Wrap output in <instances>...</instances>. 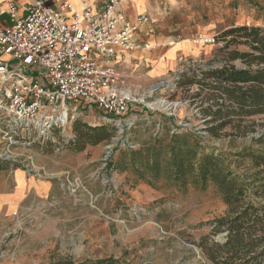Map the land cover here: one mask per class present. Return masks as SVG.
<instances>
[{"label": "rangeland", "instance_id": "1", "mask_svg": "<svg viewBox=\"0 0 264 264\" xmlns=\"http://www.w3.org/2000/svg\"><path fill=\"white\" fill-rule=\"evenodd\" d=\"M252 6L255 21H264V0H255ZM222 44H206L212 47L206 57L181 61L162 78L124 69L120 87L130 91L135 101L122 116L66 104L54 111L58 120L52 127L39 130L36 143L0 150V183L19 170L38 184L35 191L25 192L17 206L0 207V264L107 257L121 264H213L208 248L213 241L223 242L225 235L213 233L214 220L229 211L216 189L188 186L183 190L163 179L148 184L131 168L121 166L127 163V150L139 148L156 133L188 128L200 132L207 147L237 159L231 169L252 179L250 161L234 153L264 133V113L229 117L232 122L221 127L215 138L204 130L219 122L206 123L210 117L203 115L202 109L212 102L210 90L198 83L176 86L173 91L167 86L178 70L177 75L192 68L198 79L202 70L220 67L222 53L217 50ZM236 48L248 50L244 45ZM231 64L246 67L241 60ZM75 121L92 127L111 125L113 134L78 151L70 144ZM113 163L115 167L110 166ZM256 187L251 183L244 201L264 202Z\"/></svg>", "mask_w": 264, "mask_h": 264}, {"label": "built area", "instance_id": "2", "mask_svg": "<svg viewBox=\"0 0 264 264\" xmlns=\"http://www.w3.org/2000/svg\"><path fill=\"white\" fill-rule=\"evenodd\" d=\"M122 1L75 9L67 0L56 6L33 0L20 15L16 0H10L0 10L8 16V25L0 27V150L36 143L39 130L58 120L59 106L94 107L112 117L127 112L135 98L120 87L122 73L114 59L159 44L137 38L140 28L154 21L143 14L129 21L119 9ZM217 35L197 34L191 42L213 44ZM173 43L170 39L162 46ZM174 80L169 90L176 87Z\"/></svg>", "mask_w": 264, "mask_h": 264}, {"label": "trees", "instance_id": "3", "mask_svg": "<svg viewBox=\"0 0 264 264\" xmlns=\"http://www.w3.org/2000/svg\"><path fill=\"white\" fill-rule=\"evenodd\" d=\"M216 41L223 43L217 50L222 53L220 67L202 70L198 79L194 70L187 68L174 82L177 87L198 83L210 90L212 102L202 109L203 115L210 117L206 123L219 122L204 130L218 138L220 128L232 122L229 117L264 113V27H230L219 32ZM238 45H244L248 50L240 51L236 48ZM234 60L243 61L246 67L236 68L231 64ZM73 131L75 138L70 144L80 151L86 144L95 145L109 139L113 127H92L75 121ZM203 137L200 132L188 128L181 131L165 129L139 148L127 150V163L121 169L131 168L148 184L163 179L183 190L188 186L214 187L229 211L227 216L214 220L213 233L225 232V235L223 242L213 241L208 248L209 259L213 264H264V202L244 201L251 183L257 186L255 193L264 196V133L253 137L250 145L234 153L237 158L250 161L254 169L250 181L231 169L237 159H230L215 147H207ZM49 264L121 263L107 257L82 262L62 259Z\"/></svg>", "mask_w": 264, "mask_h": 264}, {"label": "crops", "instance_id": "4", "mask_svg": "<svg viewBox=\"0 0 264 264\" xmlns=\"http://www.w3.org/2000/svg\"><path fill=\"white\" fill-rule=\"evenodd\" d=\"M9 1L0 0V10H4ZM61 1L63 0H45L52 6ZM67 1L75 9H80L83 3L98 9L105 4V0ZM32 2L33 0H16L19 14L23 15ZM254 3L255 0H123L119 9L129 21H135L142 14L154 21L152 24H144L137 33V38L159 46L151 50L120 54L115 57L114 62L121 72L134 68L135 72H145V77L162 78L181 61L196 59L200 55L206 57L210 53L212 47L209 48V45L212 44H193L191 38L194 35H214L227 28L242 25L264 27V21H255ZM7 25L8 16L0 15V27ZM170 39L174 40L172 45L162 46ZM4 178L0 183V207L3 209L11 204L17 206L26 191L38 189V184L23 171L14 170L11 180L9 175ZM10 181L14 186H11Z\"/></svg>", "mask_w": 264, "mask_h": 264}, {"label": "water", "instance_id": "5", "mask_svg": "<svg viewBox=\"0 0 264 264\" xmlns=\"http://www.w3.org/2000/svg\"><path fill=\"white\" fill-rule=\"evenodd\" d=\"M218 238H221V236H219ZM217 240H219V239H217Z\"/></svg>", "mask_w": 264, "mask_h": 264}]
</instances>
